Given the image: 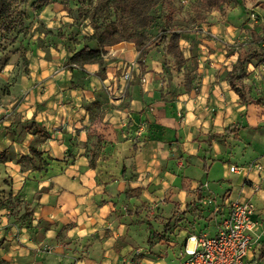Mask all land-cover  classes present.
Instances as JSON below:
<instances>
[{
    "label": "crops",
    "instance_id": "obj_1",
    "mask_svg": "<svg viewBox=\"0 0 264 264\" xmlns=\"http://www.w3.org/2000/svg\"><path fill=\"white\" fill-rule=\"evenodd\" d=\"M206 30L215 38V27ZM213 42L202 40L198 46L202 49L198 90L185 93L178 88V96L167 102H162L159 91L169 99L167 85L177 88L181 78L173 71L162 74V57L153 52L146 60V66L153 67L147 68L150 73L143 75L142 84L129 86L127 95L118 99L106 91L107 99L97 85L116 91L121 79L109 74L108 68L100 79L93 65L75 68L68 77L38 79L34 87L41 94L2 97V104L20 105L14 116L4 110L7 118L0 123V153L7 159L0 163V199L10 195L19 200L16 216L25 209L30 212V219L19 226L13 214L0 208L3 260L8 264H162L139 258L147 250L138 242L148 239V230L143 237L139 232L144 225L141 207L152 216L153 208L164 202L163 211L178 216L180 227L186 221V205L195 202L197 210L202 205L209 208L213 214H199V221H192L193 229H178L184 249L186 236H215L229 216L230 204L246 200L254 205L251 221L257 224L246 264H264L259 260L263 250L259 243L264 241V173L245 170L251 162L264 168V117L257 116L263 109L242 105L222 76V70L230 71L228 66L236 64V53L203 55V50L215 49ZM130 46L121 43L107 50ZM59 80L69 81L67 89L62 90ZM95 102H100L99 110L93 108ZM32 121L47 131L46 141L22 130ZM233 124H238L237 130L223 135ZM95 136L101 138L103 148L92 169ZM31 145L44 153V170L17 163L29 155ZM204 164L206 176L214 174L213 184H203L194 176ZM231 167L238 172H230ZM199 184L198 197L194 190ZM138 211L143 215H136Z\"/></svg>",
    "mask_w": 264,
    "mask_h": 264
},
{
    "label": "rangeland",
    "instance_id": "obj_2",
    "mask_svg": "<svg viewBox=\"0 0 264 264\" xmlns=\"http://www.w3.org/2000/svg\"><path fill=\"white\" fill-rule=\"evenodd\" d=\"M33 1L34 0H29L28 3L20 8L21 11L25 12L27 17L24 26L21 29H16L11 36H9L10 38L6 43V50L0 55V101L2 97H4L3 94L7 92L9 95L13 94L14 96V94H16L20 97L21 95H25L26 92L36 91L34 86H38V79L42 81L43 79L51 77V79L58 76L59 78L68 77L69 74H72L73 70L67 67L66 64V57L69 51H71V47H74L77 39H82V36L89 35L92 32L88 21H77L75 18L76 13L73 15L69 14L67 10L63 8L62 4L56 3L36 11L30 6ZM173 3L174 14L170 25L177 27L178 31H184L185 33L187 31L198 32H196L197 35L194 36L192 43H189L186 39H181L182 46L180 45V49L184 58H188L191 54L198 56V58L200 55L202 57V49L199 50L198 47L202 45V40L209 42L214 40L213 43L215 44L214 50H203L204 56L205 53L217 51L218 54H222L223 57L233 53H236L238 57L239 54L260 52L264 47V0H237L235 5L223 8L221 11L212 12H205L204 9H199L197 0H173ZM74 9L75 7L72 6L73 11ZM199 17L204 20L198 21V19H200ZM194 19L195 21H193ZM159 25L160 24L157 23L154 27L155 32L153 36H151L150 45L147 47L149 53L153 52L160 54V50L157 49V45L155 44L156 41L154 40ZM212 26L215 27L216 30L215 38L207 34V30V32H203L206 27ZM209 33L211 34L210 31ZM58 35L59 37H57ZM65 38H69V40H65ZM74 38L76 40H73ZM184 42L188 44H184ZM65 43L69 46L66 47ZM224 43L227 44L225 45ZM106 51L107 53L104 57L105 69L108 68L109 74L119 77L122 81L121 86L118 87L116 91L110 87L103 89L100 84L97 85V88L101 89L102 95H105L106 98V91L113 99H118L119 96L121 98L124 94L127 95L128 92H125L129 89V86L131 87L133 84L139 83L142 84L141 80L143 75L145 73H150L147 71V68L153 67L146 66V60L148 58L141 57L139 51L134 46L115 50L114 52H109V50ZM118 55H121L122 58H115L119 57ZM160 56L162 57V55ZM157 61L159 62V60ZM193 65L192 72L195 68H197L198 71L200 65L199 61ZM158 66L160 67V64H158ZM93 67H97L98 70L100 69L97 64H94ZM228 67H230V70L233 69V66ZM132 68L134 69L132 79L126 84L123 77L129 73ZM157 71H159V69H157ZM224 73L225 69L222 70V76H224ZM97 75L102 79L107 73L106 71L104 74L98 72ZM59 81H62L60 84L62 90L67 89V83H69V81ZM197 83V80L194 79L192 85L197 88ZM241 84L246 96L253 98L262 95L263 102L260 105H251L256 106L257 109L261 107L263 110L261 113L258 112L257 116L259 118L264 117V64L260 61L252 62V64L247 67V76L242 80ZM54 88L53 86V89ZM38 91L41 90H37L36 93ZM37 94H41V92ZM11 99L15 98L13 97ZM113 102H115V100ZM9 105L10 104H2L0 102V108L3 109L0 111V123L7 118V116L4 115L8 112H4V110H10L13 114L12 116H14V109L20 104L14 102L11 106ZM245 137L247 136L245 135ZM221 166L222 164L219 168H221ZM215 173L217 174V172ZM194 176L203 184L206 181L213 184V179L215 178L213 173L207 177L206 172L201 168L194 173ZM194 194L196 195V192H194ZM163 207H165L164 202H161L158 206L153 208L152 211L154 214L151 216V222L153 228L157 232H162L167 219L172 218V221H170L171 226L168 229L170 232L169 235L172 236H167L166 233L163 240L153 239V241H155V246L149 251L147 249L149 248L147 240L142 238L138 244L141 249L147 250L145 257L149 258L151 261L158 262L157 260H161L160 262H162V264H177L179 261V254L177 253L183 251L181 248L183 246H180L181 244L179 245L181 238H179L178 233L180 230L178 229L182 228L185 231L191 230L195 222H192V217H189V221L186 220L183 223L184 226L180 227L178 225L179 222L176 221L178 216H170L171 212H169V210L163 211ZM198 207L201 209L196 211L195 217H198L199 214L201 216L204 213H208L205 217L213 214V212H210L209 208H204V205ZM172 210L174 211L175 209ZM197 220L199 221V219ZM145 230H147L145 225L139 228L141 237H143ZM190 237L186 236L185 245ZM176 247H180L181 250H176ZM262 253H264V250H262ZM259 260L261 263H264V255H259Z\"/></svg>",
    "mask_w": 264,
    "mask_h": 264
},
{
    "label": "trees",
    "instance_id": "obj_3",
    "mask_svg": "<svg viewBox=\"0 0 264 264\" xmlns=\"http://www.w3.org/2000/svg\"><path fill=\"white\" fill-rule=\"evenodd\" d=\"M28 1L29 0H0V55L6 50V43L10 38L9 36H11L16 29H21L24 26L27 17L25 12L21 11L20 8L28 3ZM56 3L62 4L63 8L67 10L69 14L73 15L76 13L75 18L77 21H88L92 30L89 35L82 36V39H77L74 47H71V51H69L66 57V64L70 69H83L86 66L97 64L100 68L98 72L104 74L106 67L104 62V57L107 53L106 50L121 43L132 44L139 51L140 56L146 58L149 54L147 47L150 45L151 36H153L155 32L154 27L159 23L160 25L158 26V31L154 36V40L163 58L161 62L162 74L169 75L170 72L173 71L181 78V82L177 88L167 85V90H169L167 94L170 96L169 99H166V94H162V89L159 91L162 102H167L177 97L178 88H180L179 91L182 89L185 93H189L195 89L198 90L200 75L197 74V68L192 72L193 64L198 62V56L191 54L188 58H184L180 49L181 39H186V41L192 43L194 36L197 35V31H187L185 33L184 31H178L177 27L170 25L174 14L173 0H34L30 6L33 10L37 11ZM236 3L237 0H197L199 9H204L205 12L221 11L223 8H228ZM72 6L75 7L74 11L72 10ZM199 20L202 21L204 19L200 18L198 21ZM193 21H195V19ZM57 37H59V35ZM69 38H65V40H69ZM73 40L76 39L74 38ZM68 46L69 45L66 44V47ZM255 61H260L264 64V47L260 52L239 54L233 69L225 71L224 73L225 80L231 91L239 97L241 104L244 106L251 104L260 105L263 102L262 95L253 98L248 97L241 87L242 80L247 76V67ZM194 79L198 82V85H196L197 88L192 85ZM3 95L7 96L9 93L7 92ZM92 106L96 110H99L101 104L100 102H95L92 103ZM237 128L238 124L230 125L225 129L223 135H231L232 130H237ZM22 130L32 135L35 140L40 142H44L49 138L43 126L34 121L31 123H24L22 125ZM233 137L234 139H238L237 135H233ZM93 141L94 144L91 150L92 156L89 161V166L92 169L95 168L96 159L99 158V153L103 148L101 145L102 140L99 136H95ZM43 156V152L31 145L29 155L22 156L17 160V163L29 165L32 169L41 171L45 169L47 164ZM6 160L5 153H0V163L6 162ZM205 164L203 170L206 172ZM125 171V167L122 166L121 173L124 174ZM201 186L202 184H199L196 190L198 197L201 195ZM201 200L202 198H199L198 202ZM18 206L19 200L16 197H11L9 195L8 197L0 199V208L8 210L9 215L13 214V220L21 226L20 224L23 225L25 221L30 219V212L25 209L20 216H16L14 210H16ZM196 207L197 205L195 202L186 205L183 217H185L187 221H189V217H192V221L200 219L199 216H194L197 211ZM142 210L144 211V215L140 213ZM140 211L135 214L139 215V217L143 215L140 219V224L144 223L148 230L147 243L149 248L147 249L149 251L155 246V241H153V239L163 240L166 233L169 232L168 229L171 226L170 221H172V218L167 219L162 232H157L153 228L149 211L145 208L142 209V207ZM259 245H261L260 248L264 250V241L260 242ZM1 246L2 240H0V248ZM181 254L182 252H180L179 261ZM261 255H264V253ZM144 256L145 255H140L139 258H143ZM0 264H8V262L3 260L0 256Z\"/></svg>",
    "mask_w": 264,
    "mask_h": 264
},
{
    "label": "built area",
    "instance_id": "obj_4",
    "mask_svg": "<svg viewBox=\"0 0 264 264\" xmlns=\"http://www.w3.org/2000/svg\"><path fill=\"white\" fill-rule=\"evenodd\" d=\"M133 71L132 68L123 77L126 84L131 81ZM229 170L238 172L234 167ZM245 170L264 173V168L255 162H251ZM229 208V216L223 220L215 236H191L188 239L178 264H246L254 244L252 233L257 226L251 221L255 208L246 200L233 201Z\"/></svg>",
    "mask_w": 264,
    "mask_h": 264
},
{
    "label": "bare ground",
    "instance_id": "obj_5",
    "mask_svg": "<svg viewBox=\"0 0 264 264\" xmlns=\"http://www.w3.org/2000/svg\"><path fill=\"white\" fill-rule=\"evenodd\" d=\"M193 245V243H191V246Z\"/></svg>",
    "mask_w": 264,
    "mask_h": 264
}]
</instances>
